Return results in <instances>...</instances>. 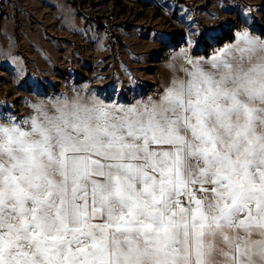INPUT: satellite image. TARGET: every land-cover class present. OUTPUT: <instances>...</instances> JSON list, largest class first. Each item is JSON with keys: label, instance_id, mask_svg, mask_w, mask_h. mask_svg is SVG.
Returning <instances> with one entry per match:
<instances>
[{"label": "snow or ice", "instance_id": "snow-or-ice-1", "mask_svg": "<svg viewBox=\"0 0 264 264\" xmlns=\"http://www.w3.org/2000/svg\"><path fill=\"white\" fill-rule=\"evenodd\" d=\"M240 40L158 102L0 122V264H264V42Z\"/></svg>", "mask_w": 264, "mask_h": 264}, {"label": "rangeland", "instance_id": "rangeland-1", "mask_svg": "<svg viewBox=\"0 0 264 264\" xmlns=\"http://www.w3.org/2000/svg\"><path fill=\"white\" fill-rule=\"evenodd\" d=\"M245 32L264 42V0H0V122L158 102L194 63L240 62Z\"/></svg>", "mask_w": 264, "mask_h": 264}]
</instances>
